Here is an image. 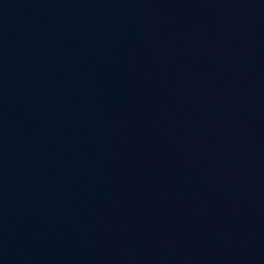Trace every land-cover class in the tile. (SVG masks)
<instances>
[{"label":"water","instance_id":"obj_1","mask_svg":"<svg viewBox=\"0 0 264 264\" xmlns=\"http://www.w3.org/2000/svg\"><path fill=\"white\" fill-rule=\"evenodd\" d=\"M0 264H264V0H0Z\"/></svg>","mask_w":264,"mask_h":264}]
</instances>
